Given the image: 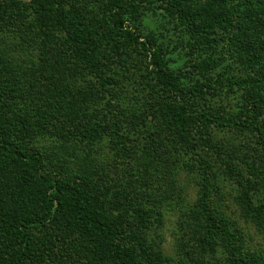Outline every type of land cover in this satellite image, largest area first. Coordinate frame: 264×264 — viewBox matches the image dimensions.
I'll return each instance as SVG.
<instances>
[{
    "label": "trees",
    "instance_id": "trees-1",
    "mask_svg": "<svg viewBox=\"0 0 264 264\" xmlns=\"http://www.w3.org/2000/svg\"><path fill=\"white\" fill-rule=\"evenodd\" d=\"M33 1L37 20L27 22L23 7L0 0V264L192 260L185 243L181 248L187 257L175 263L146 240L144 228L160 215L159 206L148 212L138 200L164 190L130 184L117 188L101 165L85 164L79 158L82 152L75 157L76 147L81 151L103 139L114 155L130 161L187 158L197 165L203 179L198 182L200 197L183 212L184 221H196L204 230L201 240L193 229L195 245L210 250L220 245L227 264H249L242 256V230L210 200L207 161H222L211 131L224 128L250 134L257 155L264 156V116L250 115L264 113V0ZM142 8L161 10L185 28L202 58L200 70L221 42L234 59L232 71L182 86L156 38L132 27L135 18L128 11L134 15ZM54 20L62 43L45 41L43 28ZM15 31L21 41L11 45L3 36ZM24 72L29 74L26 82ZM34 82L39 94L56 100L47 106L44 124L18 108L24 96L30 97ZM233 89L241 90L234 115L206 102L208 95ZM232 174L244 218L264 235V196L253 201L251 195L259 178L256 171L252 178ZM260 183L264 188V177ZM155 200L147 201L149 206ZM124 206L137 215L139 228L132 231L125 223Z\"/></svg>",
    "mask_w": 264,
    "mask_h": 264
},
{
    "label": "rangeland",
    "instance_id": "rangeland-1",
    "mask_svg": "<svg viewBox=\"0 0 264 264\" xmlns=\"http://www.w3.org/2000/svg\"><path fill=\"white\" fill-rule=\"evenodd\" d=\"M10 1H14L20 7H23L22 10L27 22L33 19L37 20L31 6L34 3L33 0ZM128 13L135 18L133 21L126 20L131 21L130 23L134 29H138L144 34H152L156 38V45L165 53L167 66L177 72L182 86L199 85L208 78L225 77L227 73L232 71L235 63L234 59L226 53V49L221 42L215 45L210 58L202 65L206 68L200 70L201 67L199 68L198 65L202 63V58L199 56L198 49L192 45L194 39L172 17L161 10L149 8L137 10L134 15L129 11ZM46 25L49 28H43L46 36L45 41H61L62 43V32L57 22ZM3 37L7 39L5 41H11V45L21 41L17 31L13 32L12 35L7 34ZM13 54L16 55L17 51H13ZM37 56L41 57L42 52L40 51ZM38 59L39 57L36 58V60ZM24 73L25 78L23 81L26 82L29 74L28 72L27 74ZM29 87L30 97L24 96L22 98L24 104L18 106V108L30 120L44 124L45 111L49 110L47 106L55 99L52 97L51 100H48L46 92H40L39 94L36 82ZM240 95L241 90L239 89H233L230 93L217 92L213 96L208 95L206 102L219 107L227 114L234 115L238 111ZM59 104L52 112L56 113L55 111L60 107ZM263 114L258 110L250 112V115L257 116V118H263ZM211 135L216 143L220 145L222 161L210 159L207 161L210 164L207 181L212 186L210 200L222 207L234 227L242 230V256L246 258V261L249 264H264V235L244 218L237 204V197L240 192L236 180L232 178V173H235V171L241 172L245 178H252V171H256L259 178L254 179L255 191H252L251 195L253 201L263 197L264 188L260 183V178L264 177V156L257 155V146H255L254 138L250 134L224 128L223 130H212ZM77 154H80L79 158L84 163L86 160L90 163L94 162V166L101 165L100 168L108 176L109 182L114 183L117 188L124 189V186L130 184V187L133 186L139 189L153 188L157 192L165 191L163 195H159L160 197L156 195L146 200L142 196L138 200L144 206V210L148 212L159 206L158 212L160 215H154L153 219H157L148 223V228H144V231L146 232L147 242L152 244L156 251L159 250L163 258L177 263L182 256L187 257L184 256V251L181 248V244L185 243L189 248L188 255L192 257V260L187 261V264H227L225 250L220 245H217L214 250L202 249L196 246V241L192 238V231L193 229L199 230L198 223L196 221H184V209L197 204L200 197L199 184L203 183L199 167L190 164L189 159L186 158L183 161L167 159V163L155 160V163H150L143 157L138 162H135L134 158L130 161L127 160L128 158H124L122 154L114 155L112 148L107 145V139H103L100 144L92 142L90 147H85L81 151H77L76 147L75 157ZM70 167L74 168V166ZM252 167L254 170L251 169ZM79 169L81 168L79 167ZM203 170L204 168H202ZM144 174L146 178H143ZM161 199H164L165 202ZM152 200L155 201L149 206L150 203L147 201ZM130 210H132L131 207L124 206V221L133 231L134 228L140 226L137 215ZM120 213L122 214V212ZM145 217L147 221L148 215ZM194 233L196 239H201L204 230L200 229Z\"/></svg>",
    "mask_w": 264,
    "mask_h": 264
}]
</instances>
